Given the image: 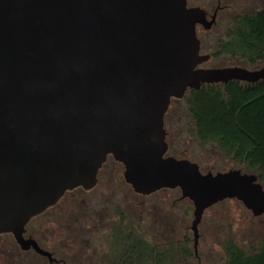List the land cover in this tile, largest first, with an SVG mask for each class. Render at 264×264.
<instances>
[{"label": "water", "instance_id": "obj_1", "mask_svg": "<svg viewBox=\"0 0 264 264\" xmlns=\"http://www.w3.org/2000/svg\"><path fill=\"white\" fill-rule=\"evenodd\" d=\"M189 0H0V236L51 253L26 227L67 192L93 189L108 157L141 196L179 189L205 211L228 199L264 215V187L241 170L203 173L167 156L165 116L189 90L264 80V66L203 68Z\"/></svg>", "mask_w": 264, "mask_h": 264}, {"label": "rangeland", "instance_id": "obj_2", "mask_svg": "<svg viewBox=\"0 0 264 264\" xmlns=\"http://www.w3.org/2000/svg\"><path fill=\"white\" fill-rule=\"evenodd\" d=\"M220 2V4H219ZM189 7H200L214 24L197 26L201 53L210 54L203 68L243 67L261 69L264 62L252 66L245 59L228 54L216 55L218 45L227 40V32L241 15L264 8V0H189ZM168 156L188 159L203 173L241 170L254 173L234 162L213 144H202L184 98L174 99L165 116ZM124 166L108 157L96 186L91 190L75 189L27 225L25 238L34 239L40 248L54 253V258L68 264H109L114 262V231H134L151 247L173 252L167 264H224L223 246L233 240L249 250L264 240V215L253 216L240 201L228 199L207 209L199 225L195 248L194 204L183 199L179 189H164L150 196L132 190L124 178ZM264 185V181H263ZM108 229V230H107ZM113 254V256H112ZM0 264H51L48 257L33 248L24 250L13 234L0 236ZM63 264V263H59Z\"/></svg>", "mask_w": 264, "mask_h": 264}, {"label": "trees", "instance_id": "obj_3", "mask_svg": "<svg viewBox=\"0 0 264 264\" xmlns=\"http://www.w3.org/2000/svg\"><path fill=\"white\" fill-rule=\"evenodd\" d=\"M221 54L245 59L252 66L264 62V8L234 20L227 40L218 45L216 55ZM184 99L200 142L217 145L234 162L255 171L263 185L264 80L203 85L189 90ZM119 229L116 225L114 244L120 249L113 250L115 264H167L172 259L173 252L166 248L151 247L134 231ZM223 251L224 264H264V240L249 250L228 240Z\"/></svg>", "mask_w": 264, "mask_h": 264}, {"label": "flooded vegetation", "instance_id": "obj_4", "mask_svg": "<svg viewBox=\"0 0 264 264\" xmlns=\"http://www.w3.org/2000/svg\"><path fill=\"white\" fill-rule=\"evenodd\" d=\"M219 4H220V2H219ZM222 9V7L221 6H217V8H216V10H215V12H214V14H213V16L214 15H216V17L218 16V13H219V11ZM213 18V17H212ZM168 148H169V145H168ZM168 156V155H167ZM104 166V165H103ZM103 166H102V168H103ZM102 168L99 170V173H98V176H99V174H100V172H101V170H102ZM77 189H81V188H77ZM82 190H83V188H82ZM67 194V193H66ZM108 229L109 230H112V231H114L115 232V228H113L112 226L110 227V226H108ZM107 229V230H108ZM128 233H130V231L129 232H127V234ZM115 249H120V247H119V245H115L114 246V248L111 250L112 252H113V250H115ZM51 253V259H49V261L51 262V264H59V263H63V264H68V262L65 260V259H57V258H54V253H52V252H50ZM113 256V255H112ZM109 264H115V262H111V263H109Z\"/></svg>", "mask_w": 264, "mask_h": 264}]
</instances>
